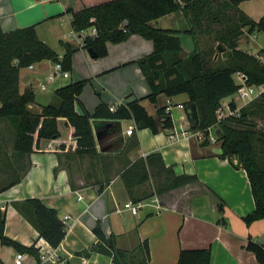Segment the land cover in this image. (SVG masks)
<instances>
[{"label": "crops", "instance_id": "obj_1", "mask_svg": "<svg viewBox=\"0 0 264 264\" xmlns=\"http://www.w3.org/2000/svg\"><path fill=\"white\" fill-rule=\"evenodd\" d=\"M73 1L0 0V27L8 32L34 25L38 38L59 57L65 51L62 43L70 44L74 52L68 78L71 81L86 80L79 100L88 112H93L100 103L115 108L139 98L146 111L157 117V109L166 107L170 100L172 106L169 114L173 127H190L187 114L188 124L183 126L176 125L171 112L180 105L185 108L188 104L186 94L173 97L159 95L154 104L146 98L149 86L135 61L153 51L152 41L132 34L120 43H107V55L91 57L81 45L86 36H94L93 28L81 33L72 30L66 8ZM238 8L257 21L264 14V0H244ZM165 16L179 21L178 27L168 26L166 29H188L187 20L180 11ZM161 18L152 20L150 25L162 28L157 23ZM55 20L66 23L67 33L59 35L52 30ZM260 34L244 33L238 47L242 49L243 40L248 45L251 36L257 40ZM56 42L59 43L58 47L52 44ZM190 47L186 41L184 52H189ZM263 47L264 44L260 43L255 51L249 48L243 50L256 54ZM77 50L82 51L83 56L75 52ZM43 62L29 69L22 89L32 87L34 77L52 69L53 61L49 68ZM177 97L182 99L176 100ZM39 98L35 94V101L41 103L35 111L50 101L43 102ZM34 103L30 105L31 109ZM75 109L82 113L77 103ZM91 126L100 156H78L66 150L57 151V144L73 145L75 142L64 119L59 118V139L41 140L40 151L17 159V164L27 166V171L20 182L0 192V205L6 217V237L24 247L36 243L42 250H54L58 261H42L41 264H117L104 253L94 251L88 255L80 254L96 243L93 228L99 223L105 236L115 237L118 249L133 251L147 241L150 253L147 264H176L182 249H210V264H259L254 254L244 246L250 238L264 247V219L249 225L244 223L243 217L254 209L249 180L242 167L232 165L229 158L219 157L221 149L217 140L205 143L191 136L171 141L168 137L171 129L152 133L148 128L137 129L131 119L92 118ZM130 131L135 133V143L129 135ZM12 141L11 134L0 131V187L12 175L9 168L13 157ZM139 158L148 161L150 178L143 184H133L134 195L161 185L167 178V168L177 175H196L197 181L160 195L154 194L163 205L161 211L156 212L148 206L135 215L128 211L116 213L118 206L132 199L121 174ZM4 169L8 172H4ZM31 197L41 199L56 210L62 222L65 221L66 234L57 248L49 247L39 238L36 229L13 205ZM17 253L22 254L21 264H37L31 254L1 243L0 264H14Z\"/></svg>", "mask_w": 264, "mask_h": 264}, {"label": "trees", "instance_id": "obj_2", "mask_svg": "<svg viewBox=\"0 0 264 264\" xmlns=\"http://www.w3.org/2000/svg\"><path fill=\"white\" fill-rule=\"evenodd\" d=\"M242 1L74 0L66 8V13L70 15V26L74 32L81 33L89 28L96 30V34L86 36L81 45L86 50H92L95 58L107 55V43H120L132 34L152 41L153 51L135 61L149 86L146 98L154 104L159 95L173 97L186 94L187 103H194L198 113L199 124L193 129L216 126L221 149L219 157H239L248 177L254 209L243 217V221L249 225L264 219V89L256 98L241 106L238 115H228L219 120L216 115L221 101L232 96L239 88L233 78L235 74L243 75L247 84L264 86V47L256 54L238 47L244 33L264 34V14L257 21L253 20L238 8ZM178 11L186 18L188 29L150 25L152 20ZM198 33L209 36L213 33V48L205 50L201 47ZM187 36L192 38L193 46L189 52H184L183 37ZM218 44L229 52L227 57L216 49ZM62 45L65 51L59 57L38 38L34 25L8 32L0 27V122H9L14 130L13 157L9 165L12 175L0 187V192L20 182L27 171V166L17 164L18 158L40 151L41 140L59 139V118L64 119L70 137L77 140L73 145L61 142L56 149L78 156H100L91 126L92 118L131 119L137 129L148 128L152 133L173 127L166 107L158 108L157 117H153L139 98L120 104L113 110L100 103L93 112H88L79 100L86 80L71 81L57 87L53 91L57 103L43 104L39 111H33L30 105L35 102V94L30 86L20 91V70L44 60L60 61L64 70H71L74 48L67 43ZM76 103L82 108V113L76 111ZM229 107L235 110L237 106L232 100ZM134 131L129 134L133 137V143L136 139ZM4 172L8 171L4 169ZM166 172L167 178L161 185L140 195L133 194L132 186L149 180L148 161L137 159L123 171L121 178L133 202L197 181L196 175H177L170 168ZM13 205L49 247L54 249L60 245L66 234V226L55 209L36 197L14 202ZM5 221V212L0 205V243L31 254L37 264H41L42 249L36 243L24 247L6 237ZM93 233L96 243L80 254L88 255L95 251L109 255L117 264H147L150 258L147 241L133 251H126L116 247L113 235L105 236L99 223L93 228ZM244 247L254 254L259 264H264V247L261 244L249 238ZM210 257V249H182L176 264H210Z\"/></svg>", "mask_w": 264, "mask_h": 264}, {"label": "built area", "instance_id": "obj_3", "mask_svg": "<svg viewBox=\"0 0 264 264\" xmlns=\"http://www.w3.org/2000/svg\"><path fill=\"white\" fill-rule=\"evenodd\" d=\"M96 34V30L93 28V35ZM34 65H29L28 69H33ZM70 75L68 70H64L62 63L60 61L54 62L52 70L48 73L46 77V82H40L39 87L41 90H46L48 88L49 83L54 82L57 78H68ZM240 83L239 88L237 91L231 96L233 99L230 101H234L238 98L242 100H246L244 104L249 103L251 100L256 98L259 93L264 89V86H253L250 84H247L245 81V78L241 74H237ZM256 88L257 90L255 91ZM230 101L221 104L218 109L216 110L217 119H222L228 115H238L239 108L236 107L235 110H231L229 107ZM236 104V103H235ZM172 106V102L170 100L167 101L166 104V111L169 112L170 108ZM237 106V105H236ZM181 108H184L182 105H180ZM114 108H111L113 110ZM215 129L214 126H209L205 129H193L191 127L183 128V127H172L170 133L168 134V137L171 141H179L181 138L188 139L191 136H195L196 139L200 141H208V142H214L217 140V135L212 134V130ZM216 131V129H215ZM132 131H130L129 134H131ZM151 206L156 212L161 211L163 208V205L160 202V199L157 195H153L150 198L133 202L132 200L125 201L122 205L118 206L115 209L116 213H121L123 211H128L132 215H135L139 212L140 209H143L145 207ZM67 218V217H66ZM66 220V219H63ZM65 224V221H63ZM41 259L42 261H50L52 263L58 261V256L56 255L55 251L52 249L42 250L41 251ZM22 263V254L17 253L14 258V264H21Z\"/></svg>", "mask_w": 264, "mask_h": 264}, {"label": "rangeland", "instance_id": "obj_4", "mask_svg": "<svg viewBox=\"0 0 264 264\" xmlns=\"http://www.w3.org/2000/svg\"><path fill=\"white\" fill-rule=\"evenodd\" d=\"M179 18H180V16H179ZM153 21H155V20H153ZM181 21H182V19L180 20V22ZM177 22H179L178 19L177 20H172V18H169L168 16H165V17H162L161 20H158L157 23H158V26H161L162 28H168V26H171V28H173V27H178L179 26ZM54 23H55L54 28H52L53 31H57V33L59 35H61L62 33L64 34L65 32L67 33V30H68L67 29V25H66V23L63 20H55ZM181 27H184V26L181 25ZM256 33H259V32H256ZM202 35H204L203 38H202ZM213 35H214L213 33L210 34V36L207 35V34L198 33V35H197L198 38L199 39L202 38L200 40L201 47H203L205 50L211 49V47L213 48V46L215 45V41L213 40ZM263 35H264L263 33L260 34L259 38L257 40H255L254 37L251 36L250 37V43L248 45L246 44V41L243 40L242 41V46H241L242 49H248L249 48V50L255 51L256 50V46L258 44H260V43L264 44L263 43V39H264ZM54 38H57V37H54ZM253 40H254V42H253ZM186 41L189 42V45L192 48V46H193L192 38L190 36L183 37L184 46H186ZM52 42H54V41H52ZM52 44H57L56 45L57 47L59 46V43H57V42L56 43H52ZM75 52H78L81 56H83L82 51L77 50ZM51 64H52L51 60H44V62H43V65H46V67H48V68L51 66ZM51 70L52 69H49V70L45 71L43 73V75H41V76L34 77L32 79V81H31L33 88L31 86L30 87L33 89L34 93L40 97L39 99L41 101L45 102L47 100H50L48 103H57V100H56V98L53 95V91L57 87L65 85V84L71 82V78H57L53 83H49L48 88L46 90H41L40 87H39V83H40V81L41 82H46V77H47L48 73ZM29 72H30V70L28 68H22L20 70V74H19V89H20V91L23 90L22 88H23V86H24V84L26 82V76L29 75ZM233 78H234V81L236 82V84L240 83V80H239L237 74H235L233 76ZM254 89H255V91L257 90L256 88H254ZM180 99H182V98L181 97H177L176 98V100H180ZM231 99H233V97H231V96L230 97H226V98H224L221 101V104H224V103L230 101ZM245 101L246 100H242V99L238 98V99L235 100V103H236L237 107L239 108V107L245 105L244 104ZM39 104H41V103H38V102L35 101V103L33 105L34 108H32L33 111H35V108L38 107ZM171 112H172V116H173V119H174L176 125L181 124L183 126H187L188 120L186 118V113H185V110H183V108L177 106V107H174ZM215 129H216V126H215ZM215 129L212 130V134L213 135H216ZM0 131L4 132L5 134L6 133L7 134H12V138H13L14 130H13L12 125L9 122H7V123H4V122L1 123L0 122ZM217 143H220V140L218 139V136H217Z\"/></svg>", "mask_w": 264, "mask_h": 264}, {"label": "water", "instance_id": "obj_5", "mask_svg": "<svg viewBox=\"0 0 264 264\" xmlns=\"http://www.w3.org/2000/svg\"><path fill=\"white\" fill-rule=\"evenodd\" d=\"M216 49L221 52L223 54V57H227L229 55L228 51H224V47L221 44H218L216 46ZM89 54L91 57H95L96 54L92 51V50H88ZM185 111L186 114L189 118V124L191 128H196L199 124V118H198V113H197V109H196V105L194 103H189L185 106ZM74 140L76 141L77 138H74ZM229 161L232 165H234L235 167L239 168L241 167V161L239 159V157H230Z\"/></svg>", "mask_w": 264, "mask_h": 264}]
</instances>
